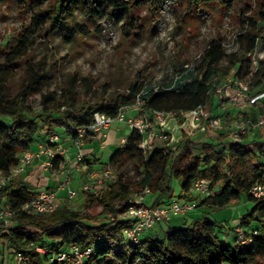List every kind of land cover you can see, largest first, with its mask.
<instances>
[{"label": "trees", "instance_id": "1", "mask_svg": "<svg viewBox=\"0 0 264 264\" xmlns=\"http://www.w3.org/2000/svg\"><path fill=\"white\" fill-rule=\"evenodd\" d=\"M88 1L91 11L95 7L100 8V14L104 13L120 24L124 38L133 40L139 39L143 31L141 20L134 11L146 6L158 11L165 0ZM174 1L178 7L188 10L210 3L227 11H235L239 7L241 18L236 36L239 54L226 53L225 46L230 41L214 39L204 48L201 61L196 66L182 69L176 75L178 78L167 85L152 88L136 81L130 83L124 93L90 99L88 97L93 93L90 83L81 79L82 89L78 91V79L74 76L60 93L51 91L46 65L33 61L29 54L31 43L26 36L20 35L22 39L14 45L8 43L0 47L2 66H5L0 68V171L8 175L18 164L20 154L29 152L38 140L46 141L57 133L56 124L63 126L64 134L71 141L77 129L93 122L95 113L115 117L122 107L132 106L137 99L143 101L140 111L148 115L166 113L181 116L198 107H206L213 112L219 104L218 99L212 98L213 84L216 79L229 75L237 79L247 78L253 94L264 93V59L259 61L257 69L250 60L257 45L264 46V0H256L255 8L250 5L251 0ZM69 2L57 0L41 9L34 15L35 23L43 28L53 21L55 15H64ZM59 15L54 26L72 34V28ZM18 69H22L20 87L15 93L7 92V86L16 77ZM35 95L40 97L38 113H33L32 108L26 105V100ZM260 104L261 112H264V100ZM254 112L251 110L252 116ZM255 131L249 130L244 141L238 143L232 142L229 134L222 132L214 144L196 142L190 137L184 141L181 139L174 147L163 143L161 147L149 145L145 151L141 148L142 135L130 131L124 145L119 146L102 165H111L117 178L107 184V190L102 191L99 198L101 215L115 218L125 213L134 188H148L156 202L173 196V180L179 182L183 195L191 190L194 181L207 180L215 193L202 199L196 208L224 209L243 197L251 206L240 226L250 242L240 243L233 227V243L225 242L218 234L216 222L205 215L193 217L192 212L179 217V226L172 225V220L166 222V227L161 226L163 223L158 224L157 237L150 236L155 232L152 231L139 244L126 243L123 231L129 227V221L119 219L96 223L95 218L88 214L87 204L79 210L62 206L47 216H26L17 212L15 225L8 233H0V238L13 249H22L26 243L36 240L35 237L41 241L46 237V244L93 247L97 264H264V198L256 199L249 194L252 185L264 182V140H258ZM190 148L198 151V155H192ZM60 161L58 157L53 160L55 168L59 167ZM84 162L88 172L91 171L89 167L93 162L87 158ZM128 164L133 165L137 172L138 179L133 185L121 178L122 170ZM34 194L28 184L13 179L2 191L13 210Z\"/></svg>", "mask_w": 264, "mask_h": 264}, {"label": "rangeland", "instance_id": "2", "mask_svg": "<svg viewBox=\"0 0 264 264\" xmlns=\"http://www.w3.org/2000/svg\"><path fill=\"white\" fill-rule=\"evenodd\" d=\"M56 1L0 0V47L8 43L14 45L17 40L22 39L20 35L26 36L31 43L29 54L33 61L44 62L46 65L51 82L49 87L51 91L60 93L62 89L67 88L70 77L74 76L78 79L76 84L78 91L82 89L81 79L90 83L93 89V93L88 97L90 99L124 93L127 86L136 81L138 83L142 81L147 87L152 88L169 84L176 79L177 73H180L182 69L196 66L201 61L200 56L211 40L222 38L231 43L239 30L241 18L238 11L239 7H236L235 11H227L218 4L210 3L196 5L188 10L184 7H178L174 0H165L158 11L150 10L148 6L134 11V15L138 17V20H141L140 25L143 31L139 39L127 40L121 33L120 24H117L104 13L100 14V8L95 7L91 11L88 0H70L67 10L63 11L65 12L64 15L58 14L62 21H65L68 27L72 28L73 33L69 35L64 30L54 26L58 15H55L53 21L43 28L34 21L35 13ZM255 1H250L252 8H255ZM58 7L59 3L57 4L59 11ZM235 47L232 51L236 49ZM261 50H264V46L259 43L257 51ZM231 53L239 54V50ZM4 67L0 58V68L4 69ZM229 77L233 76L229 75L215 80L214 83L217 87L222 88V92L214 93L212 96V98L219 100L218 106L213 109V115L221 114L222 105L226 106V109L224 107L223 110L228 111L225 117L222 116L221 118L222 125L226 128V134H230V126L235 120H238V116H235L237 115L236 111L233 112L231 107L226 105V99L231 93V88L230 86L225 88L224 84ZM21 79L22 69H18L16 77L7 86V92H17ZM240 80L248 82L247 78ZM39 101V95H35L26 100V105L32 108L33 113H38L40 111ZM261 107V104H257L253 109H244L241 120L253 122L261 113ZM133 108H129V115L134 110ZM206 109L210 111L208 108ZM251 110L255 111L253 116ZM188 120V118L184 119L183 115H170L165 126V131L168 133L167 138L164 141H152L151 147H161L164 146L163 143L174 147L179 144L181 139L184 141L190 137L196 142L209 144L217 142L216 136L211 133L216 131L213 129H209L210 132L208 133L192 131V126L189 125ZM203 124H208V122L203 120ZM55 130L60 136V146L69 150L70 144L66 141L67 135L63 132V126L56 124ZM112 130L117 131L115 138L117 144L120 139L126 140L130 134L129 128L124 123L114 122ZM255 132L257 139L264 140V127L257 128ZM243 138L242 141H244ZM103 142V148L99 144L96 145V153L92 157L95 167H101L107 163L109 157L118 148L117 144L108 146L107 139H104ZM190 153L198 155V151L192 148H190ZM92 171L95 170L89 172ZM122 172V180L127 179L131 185L138 179L137 172L131 164L124 167ZM56 174L55 177H59L61 172ZM58 179L60 180V178ZM87 179L88 173L73 174L69 188L77 191V198L68 204L69 208L79 210L83 208L84 204H87L88 214L95 218L96 223H110L119 219H126L124 213L115 218L108 214L101 215L102 207L99 198L102 193L98 197L95 194L84 193V196L81 197V187ZM39 180L40 178L37 177L36 181L39 182ZM80 182L82 185L78 187ZM171 187L173 196L170 200H180V196L181 199L197 197L196 201L199 203L204 199L192 190L183 195L180 184L176 180L172 181ZM134 190L138 192L140 189L134 188ZM153 196L150 194L145 197V204H150ZM84 198L85 203L82 204ZM250 206L251 203H247L242 197L224 209L198 207L192 215L193 217L205 215L216 222L221 239L232 244L233 232L231 228L241 221L249 211ZM171 224L180 225L179 221H173ZM157 228L158 226L153 230L156 234L153 233L150 235L151 237H157L159 233ZM144 237L145 235L142 239ZM35 238L38 239L39 237ZM43 240L46 242L47 238L44 237ZM7 247L9 246L5 239L0 238V264H2L3 259V264H14L13 255L8 254Z\"/></svg>", "mask_w": 264, "mask_h": 264}, {"label": "built area", "instance_id": "3", "mask_svg": "<svg viewBox=\"0 0 264 264\" xmlns=\"http://www.w3.org/2000/svg\"><path fill=\"white\" fill-rule=\"evenodd\" d=\"M236 33L233 41L225 46L226 53L236 52L238 45L236 43ZM236 46L235 50L232 49ZM264 59V50L257 51V48L251 55L252 65L257 69L260 60ZM190 67H187L189 69ZM177 78V77H176ZM224 87L230 86L231 93L227 97L226 105L231 107V110L236 111L235 116L238 120L230 126L229 139L232 142H243L242 138L249 130L264 127V112H261L257 118L251 122H243L241 115L244 109H251L264 100V93L253 94L250 90L249 81H241L240 79L229 77L226 80ZM214 93H221L222 88L213 84ZM143 101L137 99L136 102L129 107H122L115 117H110L103 113L97 112L93 115V122L84 128L76 130V135L71 142L74 148V157L70 158L67 149L60 146V136L54 133L47 138L42 144L37 153L25 152L19 155L18 164L11 169L8 175L0 171V233L6 234L15 225V216L17 212L23 213L26 216H47L55 212L59 207L57 202V194L59 191L66 189L67 195L65 203L68 205L77 197V191L69 188L73 179V174L77 172L88 173L87 181L82 185V193H95V196L104 191L107 184L116 180V170L111 165H105L100 170L88 172V168L84 162L86 158L85 145L87 141H97L101 148L104 147L105 131L110 128L114 122L124 123L130 131H137L142 135L141 148L145 151L148 149L152 141H164L168 133L165 131L167 119L171 114L153 113L148 115L140 111V106ZM130 107H134V115H128ZM222 112L215 116L208 111L206 107H198L197 109L183 113V118H188L189 125L192 126V131L208 133L209 129L216 132L214 136H219V133L225 132L226 128L222 125L221 118L225 117L226 110L222 105ZM224 108V109H225ZM224 114V115H223ZM227 114V113H226ZM232 115V112L230 113ZM240 119V120H239ZM203 120L208 124H203ZM123 141L121 146L124 145ZM41 156L45 160L41 162L40 167L43 170L49 171L52 176L56 173L63 175V180L54 188H47L35 193L17 210H13L5 197L2 196L7 183L20 175L27 166L33 165L34 162ZM59 158L60 165L54 167L53 160ZM191 190L198 194L199 197H209L214 195V190L210 188V182L203 179H198L193 182ZM148 188H142L138 192H134L128 199L125 208V217L129 221V227L124 229L123 237L126 243L139 244L142 237L149 232H152L160 223L169 222L175 218L186 216L195 211L197 207L196 198H184L180 200H158L145 204V197L150 195ZM249 194L256 199L264 198V182H258L252 185ZM234 233L237 240L244 244L250 242V238L245 235L244 229L240 226V222L234 227ZM7 243V242H6ZM7 247L8 254L13 255L14 264H97L95 260L96 252L93 247L81 248L77 245L65 244H46L45 242L36 239L26 243L22 249H13ZM10 250V251H9ZM4 259L2 261V264Z\"/></svg>", "mask_w": 264, "mask_h": 264}, {"label": "crops", "instance_id": "4", "mask_svg": "<svg viewBox=\"0 0 264 264\" xmlns=\"http://www.w3.org/2000/svg\"><path fill=\"white\" fill-rule=\"evenodd\" d=\"M130 113H131V115H134L136 112L135 111H132ZM226 113H228V111ZM112 126H113V124L110 126L109 129H107L105 131V133H106L105 139H107V145L108 146H112L114 144L115 145L117 144V141L115 140V138L117 137V133H116L117 131L116 130L113 131L112 130ZM66 141L70 144V146H69L70 148L68 150L69 155H70V158H73L74 157V148L72 147L71 142L68 141V138L66 139ZM123 141H125L124 138L119 140V142L117 144L118 147L121 146V143ZM43 142H44L43 140H39V141L35 142L31 146L29 152H31V153H37L38 150H39V148H40V144H42ZM97 144H99L97 141H87V143L85 145V150H86V153H87L86 154V158L88 160L91 159L90 162H93L92 157L95 156V153H96V145ZM44 160H45V157L44 156H41L39 159H37L34 162L33 165L27 166L25 168V170L20 175H18L16 178H14L13 180L14 181H17V182H24V183L28 184L31 187L32 192H34V193H37V192H39L41 190H44V189H47V188L54 189L60 183V180L61 179L63 180V175L60 174L59 177L58 176L55 177V176H52L49 171H46V170L41 169L40 164ZM89 168H91L92 170H100L102 168V166L101 167H95L94 165H91ZM75 173H79L80 175L81 174H84L82 172H77V171ZM37 177L40 178L39 182L36 181V178ZM58 178H60V180ZM78 181H80V180L78 179ZM81 185L82 184L80 182V185L78 187H80ZM81 194H82L81 197H83L84 196V193H81ZM91 194L94 195L95 193L92 192ZM66 195H67V190L66 189H63V190H61V191L58 192V194H57V202H58L59 206H61V207L62 206L69 207L65 203ZM155 199H156V197L153 196L152 199H151V202H154ZM84 203H85V198H84L82 204H84ZM180 220H181L180 218L179 219H173L171 221V223L173 221H180ZM161 226L166 227L167 224L166 223H163V224H161ZM157 229L159 230V228H157Z\"/></svg>", "mask_w": 264, "mask_h": 264}]
</instances>
